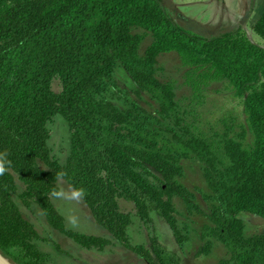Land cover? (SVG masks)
<instances>
[{"label": "trees", "instance_id": "16d2710c", "mask_svg": "<svg viewBox=\"0 0 264 264\" xmlns=\"http://www.w3.org/2000/svg\"><path fill=\"white\" fill-rule=\"evenodd\" d=\"M253 31L264 41V13ZM171 53L195 91L225 82L244 121L230 116L224 128L204 129L176 81L161 75L159 57ZM120 68L127 87L117 80ZM58 116L69 131L62 161L49 145ZM4 150L12 163L0 176V251L14 264H49L40 246L49 239L25 214L33 208L86 250L120 247L146 264H181L160 241L157 216L181 248L199 227L196 256L218 245L226 255L216 264H264V44L240 24L196 32L161 0H0ZM185 162L199 167L206 188L183 183ZM63 181L86 191L82 202L105 236L68 227L51 196ZM122 199L134 212L122 210ZM134 215L148 230L144 243L129 232ZM245 215L262 228L248 231Z\"/></svg>", "mask_w": 264, "mask_h": 264}, {"label": "rangeland", "instance_id": "374dc122", "mask_svg": "<svg viewBox=\"0 0 264 264\" xmlns=\"http://www.w3.org/2000/svg\"><path fill=\"white\" fill-rule=\"evenodd\" d=\"M187 27H192L193 31L206 34L195 23H184ZM140 32V31H138ZM256 40L264 44V41L255 35ZM151 37H147L141 46V53L150 45ZM159 66L162 67L161 75L165 79L172 78L177 84L178 97L184 100L187 108L196 109L203 119L201 126L209 130L210 126L216 125L217 128H224L221 120H228L230 116H235L236 122L244 121L242 106L238 99L233 96L232 90L225 82L215 81L208 85H202L199 90L195 91L191 84L188 83L186 68L182 66L176 53L162 54L159 57ZM117 80L127 87L130 80L126 73L120 68L117 72ZM54 90L60 91L61 84L58 80L54 81ZM51 139L49 145L52 149L53 156L59 160H64L69 148V131L64 119L56 117L50 124ZM239 131L238 126L235 127ZM185 177L183 183L189 188L200 186L206 188L205 181L199 167L192 162H185ZM65 191L70 192L72 187L65 181L61 184ZM201 199V197H199ZM55 204L61 214L65 217L66 224L69 228L90 235H102L106 233L94 220L90 210L82 201H73L69 199H55ZM122 210L125 212H134L133 204L124 199L120 200ZM25 214L36 224L40 234L48 238L47 241H41V248L47 253L49 264H146L140 257L120 247H111L106 251L86 250L78 246L73 240L62 234L54 232L46 224L42 214L36 208L33 211L25 210ZM69 217H75L77 223L72 227L68 223ZM245 221L248 231L256 232L262 228V220L253 216L245 215ZM154 224L160 241L172 251L177 252L181 257V264H216L226 255V250L218 245L207 255L196 256V252L202 245L198 232L199 227L193 226L191 240L181 248L172 235V232L164 219L154 216ZM196 229V231H195ZM129 232L135 243H144L148 230L134 215L133 223Z\"/></svg>", "mask_w": 264, "mask_h": 264}, {"label": "crops", "instance_id": "0c3cea01", "mask_svg": "<svg viewBox=\"0 0 264 264\" xmlns=\"http://www.w3.org/2000/svg\"><path fill=\"white\" fill-rule=\"evenodd\" d=\"M186 28L184 23H195L209 32L211 25L236 23L242 25L257 42L254 24L264 13V0H161ZM198 32V31H197ZM260 43V42H259Z\"/></svg>", "mask_w": 264, "mask_h": 264}, {"label": "clouds", "instance_id": "9594fccd", "mask_svg": "<svg viewBox=\"0 0 264 264\" xmlns=\"http://www.w3.org/2000/svg\"><path fill=\"white\" fill-rule=\"evenodd\" d=\"M9 153L7 150L0 151V176L5 175L11 166V160L8 158ZM61 174L56 173L55 176L59 177ZM51 196L56 199H69L73 201H82L86 196V191L83 188H72L70 192L65 191L63 188H54L51 192ZM68 223L70 226L75 227L77 221L75 217H69Z\"/></svg>", "mask_w": 264, "mask_h": 264}, {"label": "water", "instance_id": "95a60500", "mask_svg": "<svg viewBox=\"0 0 264 264\" xmlns=\"http://www.w3.org/2000/svg\"><path fill=\"white\" fill-rule=\"evenodd\" d=\"M0 264H14V263L0 251Z\"/></svg>", "mask_w": 264, "mask_h": 264}]
</instances>
